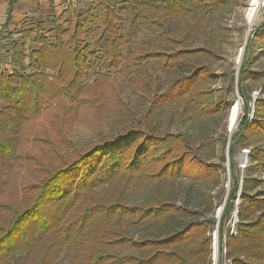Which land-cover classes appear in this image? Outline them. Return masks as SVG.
<instances>
[{"label": "trees", "instance_id": "16d2710c", "mask_svg": "<svg viewBox=\"0 0 264 264\" xmlns=\"http://www.w3.org/2000/svg\"><path fill=\"white\" fill-rule=\"evenodd\" d=\"M15 1L8 4L5 30ZM223 3V0H94L86 8H75L72 12L69 9L64 20L66 28L56 26L53 21L56 37L53 42L34 34L43 27L40 20H34L32 29L16 32L20 39L12 40L10 47L14 66L19 70L10 74L0 72V165L8 170L17 162L34 169L39 179L30 203L23 207L0 204V209L11 213L9 221L0 224V264H59L62 253L70 258L71 264H194L193 260L195 264H210L212 240L207 232L214 229V218L204 223L180 224L165 234L135 240L124 227L168 225L181 213L172 191L177 181L185 178L197 184L219 171H227L223 165L226 127L221 164L213 166L204 161L199 147L191 144L186 133L161 132L153 123L156 112L171 105L181 104L184 111L207 116L228 114L233 102L223 96L203 103V99L211 97L204 86L215 83L218 76L182 61L201 51L185 48L186 39L195 34L194 26L206 34L203 19L195 15L196 10L202 7L215 12ZM125 4L137 12L131 16L123 14L127 10ZM170 18H195L196 22L192 26H178L182 36L177 41L165 28ZM137 24L159 34L171 51L166 52L158 45L140 44L133 34ZM123 33L130 37L132 49L126 58L121 49L128 40ZM33 34L32 41L37 47H26L23 37ZM253 34L245 45L238 73L237 90L243 108L228 145L231 187L217 224L219 264L223 257L231 264H264V190L253 192L263 181L249 174L264 167V146H251L255 138L264 139V100L254 101L250 120L251 98L243 86L245 81L264 77V72L249 69L254 47L264 48V25L255 28ZM148 59L163 63L167 70L173 67L180 72L179 77L169 79L163 93L154 95V111L139 119L127 111L129 126L121 132L116 130L112 135L102 136L72 157L58 156L51 138L46 139L42 124L36 120L42 113L43 100L71 96L78 109L83 104V94L96 92L109 76L106 72L118 71L123 60L139 63ZM92 62L96 63L97 71L93 86H88L85 79ZM261 90L264 92V86ZM101 94L96 92L98 96ZM207 142L212 146L216 140L211 137ZM36 147L46 150L35 153L39 156L30 155L28 152ZM247 147L249 165L241 176L235 156ZM48 162H52L51 167H44ZM0 180V184L4 183L2 177ZM99 187H104V192L99 193ZM129 188L144 194L142 202L127 205ZM235 212V235H231L225 228Z\"/></svg>", "mask_w": 264, "mask_h": 264}, {"label": "rangeland", "instance_id": "374dc122", "mask_svg": "<svg viewBox=\"0 0 264 264\" xmlns=\"http://www.w3.org/2000/svg\"><path fill=\"white\" fill-rule=\"evenodd\" d=\"M93 1L73 0L72 3L68 4L66 0H61L58 5L60 7L57 12L58 15L52 12L46 19H40L44 23L43 27L40 29L41 31L34 34L45 36L50 42L55 41L54 22L56 26L61 25L66 28L67 24L64 22L68 16L66 12L69 9L72 12L75 8H86ZM223 2L221 8L215 12H208V9L202 7L196 10L195 15L203 19L202 24L206 34H203L200 29H197V26H194L195 34L186 39L185 48L189 51H201L182 59V61L187 62L191 66L206 68L214 76H218L219 79L215 83H208L204 86V91L211 92V97L203 99L205 105L209 104L210 101L218 100L220 96L225 97L226 101L231 103L238 99V73L244 51L239 64H237L236 57L245 40L247 43L248 39H252L254 29L264 25L263 9V20L257 26L252 27L250 31L247 30L243 11L248 6L249 0H236L235 2L223 0ZM126 7L127 10L123 13L125 15L131 16L137 12L136 8H131L128 5ZM153 14L156 13L154 12ZM195 22V18H170L165 23V28L178 41L182 36L178 26H192ZM34 25L35 22L33 21L31 26L34 27ZM34 34L23 37L26 47H37L32 41ZM133 34L136 35L140 44H149L154 47L158 45L159 48L166 52L171 51L166 46L167 44L162 42V37L159 34L151 30L146 31L138 24L135 26ZM123 35L125 34L123 33ZM129 38V36L125 35L128 43L121 49L124 58L129 52H132ZM8 39H6L3 29H0V72L3 74H10V70L12 72L19 70L13 63L14 53L10 43L14 39H20V34H17L14 39ZM89 49L92 50L91 45ZM253 50L249 69L251 71L264 72V48L261 45H256ZM27 62L28 60H25V63ZM171 68L167 70L163 63L150 59L139 63H130L123 60L118 71L106 72L109 76L99 84L96 91L97 94L101 91L102 96L96 95V92L91 90L85 92L83 94V104L79 105L78 109L77 105L71 101V96L61 95V98L55 99L46 97L43 100L42 113L36 120L42 124L41 127L46 132L44 133L46 139L51 138L49 141L55 149L57 148L58 156L72 157L80 150L100 141L102 136L112 135L116 130L121 132V130L129 126L127 124L128 118L126 117L127 111L135 119L145 117V114L150 110L154 111L152 105L154 95L164 92L169 79L179 77L180 72H176V68ZM96 71V63L92 62L91 70L85 79L88 86H93L95 82L94 72ZM243 86L248 97L251 98L249 102V119L251 120L254 113V101L257 98L264 100V92L261 90L264 86V77L259 80L245 81ZM241 106L243 108L242 102ZM183 109L181 104L180 106L171 105L159 109L154 117V125L159 126L161 132L186 133L190 138L191 144L195 148L199 147V151H201L207 164L220 165V153L222 151L224 128L226 127L227 130L226 120L228 114L225 115V113L221 112L220 114L207 116L206 114H197L193 110L186 109L184 111ZM67 114L73 117L70 118ZM115 122L119 124L117 127ZM34 131H37V129H34ZM41 135L38 134V136ZM229 136L231 137V135H228L227 142H229ZM211 137L216 140L212 146L207 144V139ZM62 138L63 140L60 141ZM255 145L264 146V139L255 138L251 146L254 147ZM249 149V147L241 149L235 156V164L241 171V176L245 174L244 171L249 165ZM43 150H46V148L36 147L28 153L33 155L39 151L41 153ZM227 151L226 155L228 154ZM35 156L39 155L35 154ZM242 161L243 163H241ZM51 163L48 162L44 167H51ZM223 165L227 166L225 163ZM31 169L21 166L17 162L13 163V167L8 170L0 165V178L4 179V183L0 184V204L23 207L25 204L30 203L35 193L33 190L34 184L39 179V175L34 169ZM228 171L229 169H227L226 173L219 171L218 174L197 184H191L185 178L177 181L178 184L173 187L172 191L173 197L176 199V206L181 207V213L177 218L169 221L168 225L163 223L162 226L160 223H155L154 225L127 226L124 229L128 230L127 233L135 240L141 236L165 234L169 232V229L180 227V224L198 221L204 223L212 221L214 218L216 221L215 227L210 233L207 232V235H210L212 240L210 264H219L221 257L218 255V249L215 258L213 255V239L216 224L219 221L217 220V209L223 204L231 187L230 180H228L230 178ZM251 173H249L251 178L262 179L263 181L253 192L264 190V167L252 175ZM102 188L104 187L98 188L99 193L104 192L105 189ZM143 197L144 194L142 192H134L130 188L126 191L127 205L140 203L144 199ZM10 216L11 213L7 209H0V224L4 225L7 223L11 218ZM235 221L236 216L233 213L225 228L231 235H235ZM215 238L218 240V232ZM223 258L222 264H231V262L225 260V257ZM58 260H60L59 264H71L70 258L67 255L65 256L64 253L59 256ZM192 263L195 264L196 262L193 260Z\"/></svg>", "mask_w": 264, "mask_h": 264}, {"label": "crops", "instance_id": "0c3cea01", "mask_svg": "<svg viewBox=\"0 0 264 264\" xmlns=\"http://www.w3.org/2000/svg\"><path fill=\"white\" fill-rule=\"evenodd\" d=\"M11 0H0V29L5 32L6 39H14L17 31H28L34 20L46 19L48 15L55 12L58 15V7L61 0H16L10 13V20L4 29L8 19V4ZM69 4L73 0H66ZM11 34L10 36L8 34ZM7 34V35H6ZM8 39V40H9Z\"/></svg>", "mask_w": 264, "mask_h": 264}, {"label": "bare ground", "instance_id": "6f19581e", "mask_svg": "<svg viewBox=\"0 0 264 264\" xmlns=\"http://www.w3.org/2000/svg\"><path fill=\"white\" fill-rule=\"evenodd\" d=\"M264 0H249L248 6L243 11V16L246 22L247 30L250 31L252 27L257 26L263 20ZM238 56L236 57L237 60ZM235 60V61H236ZM242 106L236 100L231 104L229 113L227 115V130L233 132L238 125V118L241 112ZM243 159V158H242ZM243 163V161L241 162ZM216 248L214 250V258L216 254ZM217 259V255H216Z\"/></svg>", "mask_w": 264, "mask_h": 264}, {"label": "water", "instance_id": "95a60500", "mask_svg": "<svg viewBox=\"0 0 264 264\" xmlns=\"http://www.w3.org/2000/svg\"><path fill=\"white\" fill-rule=\"evenodd\" d=\"M245 43H246V40H245V42H244V44H243V47L240 49V52H239V54H238V58H237V64H239L240 63V59H241V56H242V54H243V51H244V49H245ZM237 101V103L239 102L240 103V105H241V101H240V96L238 97V99L236 100ZM228 132H229V134L228 135H230L231 134V130L229 129L228 130ZM229 139H230V136H229ZM228 145H229V142H227V144H226V150H228ZM227 153H228V151H227ZM225 164L227 165V169H229V163H228V155H226V161H225ZM226 199L227 198H225L224 199V202H223V204L221 205V207H219L217 210V220H219V217H220V215H221V213H222V211H223V207H224V204H225V202H226ZM238 205V202H237V204H236V206ZM237 215V212H235V216ZM217 224H218V222H217ZM216 224V225H217ZM217 232H218V225L216 226V231H215V235H214V241H213V254H214V250H215V248H216V251H217V249H218V240H216V234H217Z\"/></svg>", "mask_w": 264, "mask_h": 264}, {"label": "built area", "instance_id": "2783aa9c", "mask_svg": "<svg viewBox=\"0 0 264 264\" xmlns=\"http://www.w3.org/2000/svg\"><path fill=\"white\" fill-rule=\"evenodd\" d=\"M10 72L12 73V71L10 70Z\"/></svg>", "mask_w": 264, "mask_h": 264}]
</instances>
